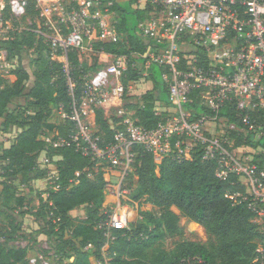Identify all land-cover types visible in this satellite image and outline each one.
<instances>
[{"label":"built area","instance_id":"built-area-1","mask_svg":"<svg viewBox=\"0 0 264 264\" xmlns=\"http://www.w3.org/2000/svg\"><path fill=\"white\" fill-rule=\"evenodd\" d=\"M31 1L37 13L34 21L28 17ZM138 3L141 5V0ZM147 3L152 9L150 17L138 24L137 32L151 45L146 55L134 54L132 62L128 56L95 51L97 45L124 43L114 1L0 0V41L11 40L16 33L34 27L37 39L46 44L53 61L62 64L68 76L70 53H76L82 63L88 55L97 58L99 68L82 78L80 102L73 93L71 112L58 109L63 121L71 122L74 128L66 136L54 130L44 137L49 148L74 147L82 156L91 158L96 169L104 172L106 195L112 191L117 199L113 207L104 211L107 218L98 225L106 244L90 263L111 264L109 249L116 240L115 233L131 231L143 219L140 206L130 205L131 191L125 188L134 172L135 148L139 147L153 155L158 171L164 159L190 160L200 148L205 160L216 163L217 178L236 176L244 192L233 194L232 199L247 203L255 216L253 222L263 236L255 263L264 264V159L257 158L264 155V148L242 147L232 153L230 148L235 142L230 132L238 129L223 116L226 111L233 112L243 125V134L264 139V124L260 121L264 111V0H144L142 9ZM5 6L10 10L9 21H4ZM23 20L28 21L24 26ZM140 59L146 70L152 65L164 68L162 80L169 93V105L157 103L161 121L152 130L138 124L136 111L118 106L116 114L121 121L112 124L113 143L101 147L96 111L128 97L131 85L141 79L129 82L127 88L122 79L130 67L138 68ZM16 66L8 50L0 49V74L9 76ZM147 77V72L143 73L142 78ZM69 81L73 91L75 84L70 77ZM194 105L205 112L196 117ZM245 149L249 155H240ZM38 165L46 172L45 189L39 198L46 205L47 220L57 223L60 218L50 197L62 190L60 172L46 154ZM3 241L1 238L0 243ZM29 244L16 242L22 248ZM36 251L37 256L29 264H52L51 247Z\"/></svg>","mask_w":264,"mask_h":264},{"label":"trees","instance_id":"trees-1","mask_svg":"<svg viewBox=\"0 0 264 264\" xmlns=\"http://www.w3.org/2000/svg\"><path fill=\"white\" fill-rule=\"evenodd\" d=\"M108 1L115 3L114 10L119 14L118 30L125 34L124 43L97 45L95 51L128 56L132 62L134 54L146 55L151 43L141 39L137 26L150 17V4L140 9L133 7L138 0H129L127 7L116 0ZM34 4L31 1L28 7V17L33 21L37 16ZM3 16L4 21L11 19L9 7L5 6ZM129 16H135L138 23L133 25ZM32 28L16 33L11 40L0 41V49H7L10 57L17 61L9 76L0 75V121L4 132L13 127L21 130L10 148L0 145V214L4 211L17 218L32 214L45 221L47 234L53 240L52 264H64L65 260H73L69 264H91V257H99L106 244L104 232L98 229L99 223L107 218L102 209L107 187L104 172L96 169L92 159L82 156L74 147L49 148L44 133L56 129L51 123L54 109L62 108L70 113L73 93L80 102L83 76L97 70L99 65L97 62L92 66L82 63L76 53H70L68 76L63 65L53 61L49 48L37 39ZM28 52H32V58L29 68H25L24 54ZM140 64L146 70L141 59ZM144 72L152 81L153 89L143 96L138 107L124 106L136 109L138 124L152 130L161 121L156 112L157 103L169 105V93L163 80H158V77L162 79L164 68L152 65ZM142 75L139 68L130 67L122 80L127 88L129 82L139 81ZM69 77L75 84L73 91ZM30 82L32 86L28 89ZM166 93L168 100L164 96ZM21 98L27 99L26 106L18 105L10 111V106ZM120 103L105 104L96 111L95 125L102 139L101 147L113 143L111 127L121 121L116 114ZM194 108L196 117L205 112L199 105ZM223 116L238 129L230 132L231 140L235 142L230 148L232 153L236 154L242 147L264 148V139L259 141L241 132L243 125L233 112L226 111ZM260 121L264 124V111ZM73 128L71 122L63 121L57 130L66 136ZM135 150L134 172L128 177L125 188L131 191L132 206L149 204L153 210L140 211L143 219L133 225L131 231L115 233L116 240L109 249L111 264H259L255 263L256 251L263 236L253 222L255 216L248 204L232 199L233 194L244 192L236 176L226 180L217 178L216 163L205 160L200 148H196L190 160L164 159L159 171L153 155L139 147ZM44 153L51 158L61 176L62 190L50 197L56 207V216L60 218L57 223L47 220V208L40 198L38 209H33L22 189L46 178L45 170L38 165ZM257 158L264 159V155ZM25 207L29 210H23ZM78 208L85 209V219L77 220L71 216ZM174 208L179 214L173 211ZM17 210L18 214L15 213ZM182 218L202 227L208 242L185 239V231L180 226ZM1 238L4 241L0 243V264H29L30 259L37 256L30 244L25 248L14 245L26 240L19 219H12L8 229L0 226ZM166 238L180 240L173 251L157 246ZM87 247L90 249L86 250ZM44 256L48 257L47 252Z\"/></svg>","mask_w":264,"mask_h":264},{"label":"rangeland","instance_id":"rangeland-1","mask_svg":"<svg viewBox=\"0 0 264 264\" xmlns=\"http://www.w3.org/2000/svg\"><path fill=\"white\" fill-rule=\"evenodd\" d=\"M144 0H141V5L143 4ZM127 5H129V1H127L126 3L123 4V6L127 7ZM134 7V6H133ZM136 8V7H135ZM131 23L133 25H136L138 23V20L135 16H129ZM28 23L27 20H23L21 25H26ZM31 55L32 52H28L24 54V66L25 68H29L30 65V61H31ZM97 58L94 55H88L87 58H85L86 63H90V64H94L96 62ZM137 67L145 74L146 70H144L143 65H141L140 63L137 64ZM2 75V74H0ZM159 82H162V79L160 77H158ZM153 84V83H152ZM149 80L146 78L145 80L143 78H141V81L131 85V91L128 93V99L123 101L121 103V107H125L124 105H132V107L136 108L139 106L140 102L142 101L143 96L150 91V89H153V85H152ZM32 86V82H30L28 84V89ZM166 100H168V94L166 93L165 95ZM27 104V99L25 98H21L17 101H15V103L13 105L10 106V111H13L14 109H16L18 107V105L24 107ZM134 108H130L132 110H136ZM63 117L60 114V112L57 109H54V115L51 119V123L57 128H60V124L63 122ZM2 121H0V145H5L9 142H11L12 144L15 142L16 137L19 135V133L21 132L20 129L13 127L11 128L8 132H4V128L2 126ZM225 126V125H224ZM215 127H212V131H214ZM242 131V130H241ZM50 132L45 131L44 133V137L48 136ZM247 149L243 150V152H240V155H249L247 153ZM259 151V150H258ZM258 157V156H257ZM0 167H1V162H0ZM41 169V168H40ZM114 180V178H113ZM44 182V179H43ZM42 187V185L39 186L38 188V184H36V181H34L32 184H30V186L26 187L23 186L22 189L24 190L23 194L27 197V199H31L30 201H32L34 205L33 209H38L39 205L37 203V201L39 200V189ZM129 200L131 199V196L129 198ZM36 203V204H35ZM131 205V202H129ZM131 207V206H130ZM132 209H136V207H131ZM110 209V208H108ZM153 210V208H150L148 205L146 204H142L140 206V211H144V212H151ZM82 211V210H80ZM173 211L176 214H179L178 210H176L175 208L173 209ZM79 214H77L78 216ZM19 219V221L22 223V229L23 232L26 235V240H21L19 241L20 243H26V241H28V243H30V245H32L36 250H40V247L43 246H49L53 249V240H51L49 238V235L47 234L48 232V228H47V223L43 220H38V219H34L32 217V214L29 215L28 217H23V218H17L15 217V215L11 214V213H6V212H2V214H0V226L1 227H5V228H9L10 224H11V220L12 219ZM77 220H80L79 218H77ZM180 226L184 229L185 231V239L190 240V241H196L199 243H203L206 244L208 242V238L207 235L205 233V230L200 227L199 225H194L190 222H188L185 218L181 219L180 222ZM180 240L178 238H166L162 243H159L157 246H161L163 248H165L167 251H173L176 247L177 242H179ZM47 242V245L45 244ZM16 245V243L14 244ZM17 246V245H16ZM54 250V249H53ZM66 264H69L70 261H66ZM64 263V264H65Z\"/></svg>","mask_w":264,"mask_h":264},{"label":"crops","instance_id":"crops-1","mask_svg":"<svg viewBox=\"0 0 264 264\" xmlns=\"http://www.w3.org/2000/svg\"><path fill=\"white\" fill-rule=\"evenodd\" d=\"M116 1H118L119 3H121L122 5L124 4V3H126L127 1H129V0H116ZM140 8V9H142L143 8V5H139V3H137L136 5H134V8ZM153 85V84H152ZM55 130H57V129H55ZM12 145V143L10 142H8L7 144H6V146L4 145V147L5 148H10V146ZM44 156H45V154H42L41 156H40V158H39V163H41V161H42V159L44 158ZM36 184H38V188H39V186L40 185H42V187L39 189V191H38V193H39V195H40V193L45 189V185H44V182H43V180H37L36 181ZM38 199H39V197H38ZM31 199H29V201H30ZM117 202V199H115V197H114V195H113V192L111 191L109 194H107L106 195V199H105V202H104V204H103V211H105V210H107L108 208H111V207H113V205H115V203ZM31 203H33L32 201H30V204ZM37 203H38V205H39V200L37 201ZM36 204V203H35ZM146 205H148L150 208H152V206L151 205H149V204H146ZM31 206L32 207H34V205L33 204H31ZM80 210H82V211H80ZM34 211V210H33ZM77 214H79L78 216H77ZM29 215H27L26 217H28ZM71 216L73 217V218H75V219H77V218H79L80 220H82V219H85L86 218V213H85V209H83V208H78V209H76V210H74V211H72L71 212ZM32 217L34 218V219H38L36 216H33L32 215ZM38 220H40V219H38ZM192 224H194V225H197V224H195V223H192Z\"/></svg>","mask_w":264,"mask_h":264}]
</instances>
